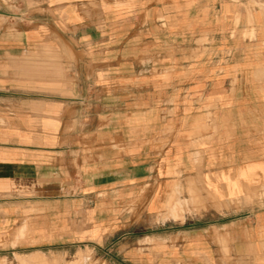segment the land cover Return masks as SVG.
Here are the masks:
<instances>
[{
  "label": "crops",
  "instance_id": "0c3cea01",
  "mask_svg": "<svg viewBox=\"0 0 264 264\" xmlns=\"http://www.w3.org/2000/svg\"><path fill=\"white\" fill-rule=\"evenodd\" d=\"M251 1L0 0V258L264 264Z\"/></svg>",
  "mask_w": 264,
  "mask_h": 264
},
{
  "label": "rangeland",
  "instance_id": "374dc122",
  "mask_svg": "<svg viewBox=\"0 0 264 264\" xmlns=\"http://www.w3.org/2000/svg\"><path fill=\"white\" fill-rule=\"evenodd\" d=\"M254 4L249 0V5ZM172 204V198L169 200ZM31 260L30 264H113L116 261V256L113 251L105 250L98 255H95L89 249L77 250L76 252H68L65 255L53 254H13L7 257L0 258V264H27L24 261Z\"/></svg>",
  "mask_w": 264,
  "mask_h": 264
},
{
  "label": "bare ground",
  "instance_id": "6f19581e",
  "mask_svg": "<svg viewBox=\"0 0 264 264\" xmlns=\"http://www.w3.org/2000/svg\"><path fill=\"white\" fill-rule=\"evenodd\" d=\"M36 160V159H35ZM170 202V201H169Z\"/></svg>",
  "mask_w": 264,
  "mask_h": 264
}]
</instances>
